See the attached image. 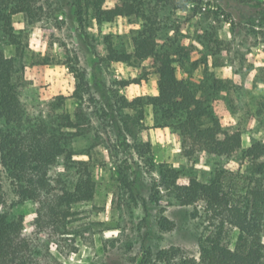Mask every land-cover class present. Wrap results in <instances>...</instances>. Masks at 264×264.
Segmentation results:
<instances>
[{
    "label": "rangeland",
    "instance_id": "rangeland-1",
    "mask_svg": "<svg viewBox=\"0 0 264 264\" xmlns=\"http://www.w3.org/2000/svg\"><path fill=\"white\" fill-rule=\"evenodd\" d=\"M166 1L158 47L165 49L174 39L184 47L173 62L177 78L206 101L223 128L240 131L242 149L230 159L205 154L187 159L177 133L154 126L150 106L118 108L121 99L157 95L150 61L131 67L108 59L107 41L118 50L129 48L139 25L135 19L99 26L87 21L83 34L70 11L57 9L54 0H38L40 21L29 25L22 14L11 17L18 53L0 38L5 57L17 61L27 113L70 118L74 127L63 129L70 137L66 148L73 162L86 164L95 184L92 201L73 207L62 253L48 244L60 264H137L143 245L154 252L175 247L197 258V241L209 227L203 206L170 202L159 186V166L178 170L179 184L192 178L207 182L225 171L239 190L253 165L245 149L264 144V0ZM113 5L106 0L104 7ZM50 174L68 182L79 172L58 160ZM12 213L24 216L29 234L34 205L25 203ZM161 216L171 222L170 231L157 228ZM236 237L237 230L226 226L223 242L233 248Z\"/></svg>",
    "mask_w": 264,
    "mask_h": 264
},
{
    "label": "trees",
    "instance_id": "trees-1",
    "mask_svg": "<svg viewBox=\"0 0 264 264\" xmlns=\"http://www.w3.org/2000/svg\"><path fill=\"white\" fill-rule=\"evenodd\" d=\"M105 2L54 0L57 9L70 11L83 34L87 21L98 26L118 18L138 22L127 50H118L107 41L108 59L131 67L150 61L157 75V95L132 102L121 99L118 108L150 106L154 126L177 133L181 154L187 159L197 154L230 159L240 152V131L223 128L206 101L177 78L173 62L184 54V47L176 39L165 49L158 47L157 37L166 29L161 15L167 1L114 0L111 8H105ZM37 4L38 0H0V38L15 46L17 53L20 42L11 17L22 14L29 25L40 21L43 7ZM22 86L16 59L5 57L0 49V264H60L48 244L62 253L60 244L69 234L73 207L92 201L95 184L86 164L73 162L66 148L70 137L63 129L74 127L70 118L30 117L21 99ZM244 156L253 165L239 190L225 171H217L207 182L192 178L179 184L178 170L159 166V186L165 197L180 207L202 204L209 227L197 241V258L175 247L154 252L143 245L137 264H264V161H259L264 158V144H251ZM58 160L79 174L68 182L52 177L50 171ZM25 203L34 205L29 234L24 233V216L12 213ZM147 205L143 199L145 212ZM156 225L160 232H168L172 224L161 216ZM226 226L237 230L233 248L223 242Z\"/></svg>",
    "mask_w": 264,
    "mask_h": 264
}]
</instances>
